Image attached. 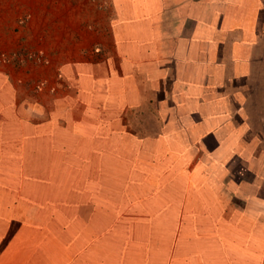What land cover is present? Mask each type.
Segmentation results:
<instances>
[{"label":"rangeland","instance_id":"rangeland-1","mask_svg":"<svg viewBox=\"0 0 264 264\" xmlns=\"http://www.w3.org/2000/svg\"><path fill=\"white\" fill-rule=\"evenodd\" d=\"M119 3L122 1L0 0V80L5 85L6 96L12 104L14 102L18 106L20 118L33 124L49 121L63 126L70 123L72 115L67 113V108L71 106L79 88L84 89L86 82H93L95 87L89 90L97 94L90 98V104L97 107L104 105V110L109 111L112 108L111 114H115L117 120L114 133L121 142L116 149L124 150L127 147L131 152L128 169L131 170L128 174L131 180L126 183L127 188H143L142 194H137L133 199L134 209L142 212L143 204L145 209L150 210L146 228L155 239L162 240H159L161 245L157 250L152 246L141 249L149 256L150 264H157V252L164 251L165 246L172 253L184 257L187 264H230V252L226 251L225 244L231 241L230 238L222 240L220 228L223 222L229 221L243 222L241 228L255 238L260 236L263 248L264 224L254 226L245 217L236 216L235 211L238 210H235L234 204L245 206L242 211L247 218L252 216L263 222L264 215L258 212L260 205H264V183L258 188L230 187L231 183L220 165L223 159L217 155L225 148L232 147L237 155L246 152V156H250L255 163L262 164L264 155L262 158L255 157L252 149L262 146L263 140L253 138L254 148L248 151V148L234 145L231 137L221 133L203 138L206 152L203 158L198 154L185 159L169 152L178 148L176 141H189L193 138L186 133L180 134L185 129L182 120L195 116L197 110L208 112L210 121L217 118L216 108L197 109L191 104L193 111L182 108L185 106L183 93L204 92V76L210 77L211 80H206L210 85H216V88H212L216 92L214 97L226 98L230 113L239 111L235 126L237 131H247L250 137L258 134L264 137V47L255 49L250 58H243L244 64L219 65L209 71L199 70L193 65L177 66L167 75L170 79L167 87L162 81H153L150 82L153 90L148 96H135L132 88H139L141 82L98 80L102 76V65L94 62L114 57L116 40L112 27L108 26V31L103 30L97 13L96 17L92 15L94 6L98 11L105 10L113 14L112 9H116ZM99 5H104V8L98 9ZM170 14L171 11H167L166 15ZM172 23L169 17L167 24L171 26ZM180 26L182 30L184 25ZM176 34L184 35L183 32ZM113 59L123 61L118 56ZM120 66L113 65L115 69H124V62ZM178 78L180 80L177 82ZM178 86L184 88L179 89ZM106 89L113 96L107 95L109 98L101 102L97 98L98 93ZM154 100H157L156 106L168 120L164 128L166 138L163 140L170 145L164 148L169 154L166 157L160 153V149L156 153L150 145L144 146L141 148L142 153L149 155L144 160L136 154L137 142L142 134L153 135L157 130L151 115ZM2 126L0 124V128ZM202 127L197 126L195 130L199 131ZM67 139L65 137L62 140L66 142ZM86 143V146L92 147L91 152L85 150L88 167L82 166L79 171L84 170L86 175H92L89 166L96 161L102 163L100 157L105 150L101 147L102 140L98 133L90 136ZM233 160L236 159L227 162L231 164ZM5 162L6 169L0 171V264H29L32 254L40 250L45 254L51 243L61 242L48 238L60 237L64 247L85 245L91 242L88 238L93 239L98 220L104 217L113 220L112 216H117L108 208L106 212L104 210L108 204L105 193L112 192L101 183L82 184L85 187L83 194L66 207L64 197L69 195L64 190L76 192L78 189L66 188L67 181L57 188L61 192L56 188H44L52 180L47 177L50 171L45 175L37 171L31 177L20 178L23 181L19 182L20 179L14 180L12 176L21 170V165H12L8 159ZM0 163L3 161L0 160ZM119 164L123 162L116 161V168ZM89 169L90 173L87 172ZM161 172L167 173L160 176ZM59 173L69 176L77 175L78 171L74 172L73 169L71 173L68 162ZM137 173L140 175L137 179L130 177ZM10 180L12 188H3ZM185 191H189L191 198ZM44 205L52 207H42ZM194 212H207L210 216L213 213L219 214L218 220L216 218L218 225L212 229L213 234L189 232V221L195 220L192 215ZM68 236H72L70 241L67 240ZM77 238L83 239L76 243Z\"/></svg>","mask_w":264,"mask_h":264},{"label":"crops","instance_id":"crops-1","mask_svg":"<svg viewBox=\"0 0 264 264\" xmlns=\"http://www.w3.org/2000/svg\"><path fill=\"white\" fill-rule=\"evenodd\" d=\"M100 1L114 2L117 0ZM120 1L122 3H119L116 9H112L113 14L105 10L98 11L94 6L92 15L96 17L95 13H97L102 21L100 25H103V30L108 31L107 27H112L116 39L114 43L115 56L112 58L118 56L123 58V61L104 58L94 62L102 65L101 75H113L107 78L101 76L98 80L141 82L139 88L134 89V86L132 88L135 91V96H148L153 90L150 82L170 81L167 75L177 66L193 65L199 70L207 71L208 69L209 71L214 66L244 64L242 63L243 58H248V56L250 58L255 49L264 47L262 46L264 43V37L262 38L264 35V0ZM101 8H104V5H99L98 9ZM169 10L171 14L167 16L166 13ZM169 17L173 22L171 26L167 24ZM181 24L184 25L182 30ZM176 32H183L184 35H175ZM123 62L124 69L113 67L114 64L120 66ZM203 73L205 74V72ZM207 77H203L205 81ZM179 80L180 78L177 79V82ZM4 86L0 80V94L6 100L8 97ZM126 86L128 85L126 84ZM96 94L97 92L91 90L86 93L83 88H79L71 106L67 108V113L72 115L69 125L62 126V124L49 121L33 124L20 119L19 116L12 122L3 119L0 123L4 125L0 128V160L3 161L0 163V171L6 169V159L10 160L12 165H21V170L17 173L12 170L14 180L31 177L37 171L42 172V175L50 171L51 176L47 175V177L52 180L44 188L57 189L64 181H67L66 188L78 189L76 192L64 190L70 196L64 197L67 203L66 207L83 194L85 187L82 184L101 183L106 188H110L112 192V194L105 193L108 204L104 210L106 212V208H108L110 212L117 215L112 216L114 221L107 217L98 220L96 222L97 231L93 237L95 239L88 238L91 242H86L85 245L74 244L71 247H64L60 237H57L58 239L48 238L61 242L51 243L46 248L45 254L41 253V250L32 254L29 264H150L149 256L147 257V253H143L141 249L152 246L157 250L161 245L159 241L161 239H155L146 228V218L148 219L150 216V210L145 209L143 204L141 205L142 212L134 209L133 199L137 194H142L143 188H127L126 183L131 180L128 177L131 171H128L131 152L127 147L124 150L116 149V146L121 142L114 133L117 130L115 114H111L112 108L109 111L104 110V105L97 107V105L90 104V98ZM107 95L113 96L105 90L99 92L97 98L101 102L106 101L109 98ZM8 101L11 105L10 99ZM12 110L14 114H20L19 108L14 102ZM151 110L153 116L154 107ZM84 127L89 130V134L82 138L83 148L79 154L76 153L75 158L67 150H64L59 142L53 140L58 139L56 136L62 139L68 137L67 140H74L76 137L80 140L81 136L75 129L84 130ZM97 133L102 144L105 145L101 144L105 150L103 156L100 157L102 163L92 162L89 166L92 169V175H86V171L85 173L84 170L79 171L82 166L88 167L85 150L91 152L92 147L86 146V140H90V136ZM137 144L136 154L147 160L149 155L142 153L141 148L144 145L140 138ZM102 151L100 152L102 153ZM64 152L65 154H63ZM152 159L157 160V158ZM116 161L123 162V164H119L116 168ZM65 162H69L71 173L73 169L78 173H76L77 175H63V180L59 182L61 176L59 171L61 167L66 166ZM91 169L87 172L90 173ZM95 169L96 171H94ZM166 173L161 172L160 176ZM139 176L138 173L130 175L135 179ZM11 181H8L3 188H12ZM22 181L23 179L19 180V182ZM188 193L189 191H185V194ZM188 195L191 198L190 194ZM42 207L51 208L52 206L44 205ZM234 207L235 210H238L235 211L236 216H242L243 219L245 217L254 226L264 224V221L260 222L252 216L247 218V215L242 211L245 206L234 204ZM259 210L258 214L264 215V205H260ZM192 215L195 220L189 221L191 224L190 233L196 234L200 231L213 234L212 229L218 225L216 218L218 220L219 214L213 213V216H210L207 212H203V214L194 212ZM239 223L240 225L237 226L236 224ZM241 223L243 224V222L229 221L228 223L223 222L220 226L223 233L222 240L230 238L231 241L230 244L227 242L225 244L226 251L230 252L228 262L230 264H264V246L261 248L260 236L255 238L241 228ZM71 238L72 236H68L67 240L70 241ZM81 240L77 238L76 243ZM248 249L251 250L248 251ZM157 253V264L159 262L162 264H187L184 257L172 253L167 246L164 251Z\"/></svg>","mask_w":264,"mask_h":264},{"label":"trees","instance_id":"trees-1","mask_svg":"<svg viewBox=\"0 0 264 264\" xmlns=\"http://www.w3.org/2000/svg\"><path fill=\"white\" fill-rule=\"evenodd\" d=\"M105 77L107 78L106 75ZM206 80L211 79L210 77H207ZM162 82L165 87L168 86L167 80H164ZM94 87L95 85L93 84V82H86L84 84L83 91L87 93L89 89ZM203 87L205 90L202 94H191V92L183 93L182 98L185 106L182 108L186 109L187 111H193L190 107L191 105L192 107L195 106V108L197 109L203 107L216 108L218 109L217 118L210 121L208 112L197 110L195 112V116H189L186 119L182 120L185 129L184 131H180V134L184 135V133H186L193 138L189 139V141H176L178 148H176V150H174L173 148V150H170L169 153H172L175 156L179 155L185 159H191L198 154L203 158V155L206 153L205 149L203 148L205 145V140H203V138L208 136H217L221 133H224L225 135L231 137L234 145L248 148V151L249 148H254L252 147L253 138L263 140L262 146L255 147L256 149H252V153L256 155L255 157L262 158L264 155L263 135L258 134L254 137H250L247 131H237V128L235 126L239 117V111L238 113H230L227 107V99L222 98L218 95V97H214L216 96V92L212 91V88H216V85H210L208 81H204ZM178 88L181 89L184 87L178 86ZM207 88L209 89L208 91H206ZM107 90L108 89H106V91ZM152 102L155 111L152 114L157 126V130L153 135L142 134L140 140L142 141V145L146 147H149L150 145V147H153L154 151H158V149H160V153H162L164 151V148L170 146L165 142V140H163L166 138L164 128L167 126L168 120L163 116L162 110L156 106L157 100H154ZM12 111V104L10 105L8 99L6 98L5 100L0 94V123L3 119L8 122H12L16 118H19L18 115L14 114ZM200 125H203L201 130H195V128ZM75 130L81 136L80 140L75 137L74 140L69 139L68 141L64 142V140H62V138L59 136H56L58 139H53L59 143H63L62 147L64 148V150H67L73 158H75L76 153L79 154V151L83 148L84 143L82 141V138L86 137L89 134V130H87L86 127H84V130L77 128ZM169 153L167 150H165L162 155L167 156ZM212 153L215 152H213L212 150ZM217 155L221 157V159H223L222 161H220V165L223 168L225 177L231 183L230 187L233 186V188H258L260 184L264 183V163H255L250 156H246L248 155L246 152L244 154L240 153L239 155H237L234 148L227 147L221 154ZM232 158H235L236 160H233L234 162L229 164L227 160L231 161ZM63 178L64 176L61 175L59 178V182L62 181Z\"/></svg>","mask_w":264,"mask_h":264}]
</instances>
